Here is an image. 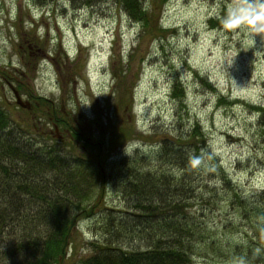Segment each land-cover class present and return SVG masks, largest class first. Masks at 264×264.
Instances as JSON below:
<instances>
[{
	"label": "rangeland",
	"instance_id": "1",
	"mask_svg": "<svg viewBox=\"0 0 264 264\" xmlns=\"http://www.w3.org/2000/svg\"><path fill=\"white\" fill-rule=\"evenodd\" d=\"M244 1L249 0H167L159 23L169 31L153 39L139 38V25L115 0L79 9L67 0H0V109L28 125L29 132L22 134L37 145H52L61 153L69 151L67 138L76 133L78 144L86 137L92 151L97 153L99 145L102 154L115 127L126 122L134 128L128 144L150 153L162 135H185L198 121L207 138L198 177L217 164L244 195L261 192L264 130L253 107H264V0ZM175 82L183 86L181 101L171 95ZM10 86L30 108L15 102ZM110 165L103 206L121 211L127 206L118 192L121 178ZM212 197L216 204L203 220L213 238L248 241V219L219 195ZM201 204L192 209L208 207ZM96 219L78 223L77 255L91 248ZM221 220L232 227L223 228ZM198 245L201 250L190 264H247Z\"/></svg>",
	"mask_w": 264,
	"mask_h": 264
},
{
	"label": "trees",
	"instance_id": "2",
	"mask_svg": "<svg viewBox=\"0 0 264 264\" xmlns=\"http://www.w3.org/2000/svg\"><path fill=\"white\" fill-rule=\"evenodd\" d=\"M67 1L79 9L104 0ZM166 1L115 0V4L139 25V38L159 39L169 31L159 23ZM30 53L27 50L28 58ZM171 95L183 100L181 83L173 84ZM253 108L260 113L257 125L264 130V107ZM13 120L0 109V264L4 257L7 264H65L69 259L76 264H190L201 243L226 260L235 256V263L264 264V189L244 195L217 164L213 172L198 177L207 140L198 121L185 135H162L150 153L136 147L128 156L122 152L112 157V151L133 140L134 128L127 122L115 127L100 154L99 145L93 152L86 137L78 144L76 133L67 138V153L37 145L22 134L29 132L28 125ZM150 136L140 135L145 140ZM109 165L121 178L118 192L127 204L121 211L103 206L102 186L109 182L105 169ZM213 195L248 219V241L237 244L213 238L203 220L216 204ZM197 201L208 207L192 209ZM90 217L98 222L88 242L91 248L77 255V225ZM230 224L220 221L223 228Z\"/></svg>",
	"mask_w": 264,
	"mask_h": 264
},
{
	"label": "water",
	"instance_id": "3",
	"mask_svg": "<svg viewBox=\"0 0 264 264\" xmlns=\"http://www.w3.org/2000/svg\"><path fill=\"white\" fill-rule=\"evenodd\" d=\"M13 94L15 97V102L21 106V107H25V108H29V104L27 101H22L19 97V95L17 94L16 90H13Z\"/></svg>",
	"mask_w": 264,
	"mask_h": 264
},
{
	"label": "clouds",
	"instance_id": "4",
	"mask_svg": "<svg viewBox=\"0 0 264 264\" xmlns=\"http://www.w3.org/2000/svg\"><path fill=\"white\" fill-rule=\"evenodd\" d=\"M133 148H134V145L130 143V144L127 145V150H125V146H124L122 151L124 152V154H126L128 156V155L131 154ZM4 264H7V260H6L5 257H4Z\"/></svg>",
	"mask_w": 264,
	"mask_h": 264
},
{
	"label": "flooded vegetation",
	"instance_id": "5",
	"mask_svg": "<svg viewBox=\"0 0 264 264\" xmlns=\"http://www.w3.org/2000/svg\"><path fill=\"white\" fill-rule=\"evenodd\" d=\"M31 107V106H30Z\"/></svg>",
	"mask_w": 264,
	"mask_h": 264
}]
</instances>
